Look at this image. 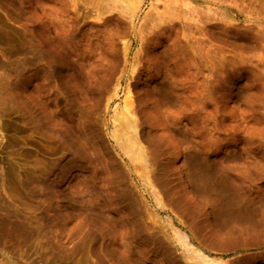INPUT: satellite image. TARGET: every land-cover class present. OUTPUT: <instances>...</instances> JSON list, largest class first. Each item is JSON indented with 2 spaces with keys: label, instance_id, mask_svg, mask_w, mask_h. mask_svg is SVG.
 <instances>
[{
  "label": "rangeland",
  "instance_id": "374dc122",
  "mask_svg": "<svg viewBox=\"0 0 264 264\" xmlns=\"http://www.w3.org/2000/svg\"><path fill=\"white\" fill-rule=\"evenodd\" d=\"M129 2L0 0V264H264V0Z\"/></svg>",
  "mask_w": 264,
  "mask_h": 264
},
{
  "label": "bare ground",
  "instance_id": "6f19581e",
  "mask_svg": "<svg viewBox=\"0 0 264 264\" xmlns=\"http://www.w3.org/2000/svg\"><path fill=\"white\" fill-rule=\"evenodd\" d=\"M135 0H130V2H129V5H130V3H131V5H133L135 2H134ZM46 41V40H45ZM44 41V42H45ZM47 42V41H46ZM45 45V44H44ZM43 45V46H44ZM45 52V51H44ZM52 52V51H51ZM51 52H49V53H51ZM52 54H53V52H52ZM51 54V55H52ZM55 54V53H54ZM42 55V54H41ZM56 55V54H55ZM43 56H45V53H44V55ZM46 56H47V60L49 59V58H51L50 56H49V58H48V53L46 54ZM45 56V57H46ZM57 56V55H56ZM41 58V57H40ZM53 61H54V58H53ZM55 62V61H54ZM130 93H131V91H128V94H129V96H130ZM133 124V123H132ZM136 133V132H135ZM132 141V140H131ZM132 146L134 147L135 146V144H134V142H132V145L130 144L129 145V147L127 148L129 151H131V149H132ZM200 262H201V264H221V262H220V260L219 259H214V258H212V257H210V256H208V255H203L201 258H200Z\"/></svg>",
  "mask_w": 264,
  "mask_h": 264
}]
</instances>
